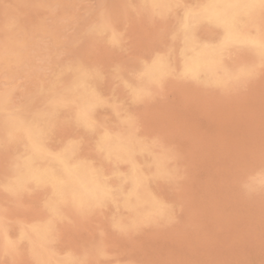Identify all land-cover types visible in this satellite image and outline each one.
<instances>
[{
    "label": "bare ground",
    "instance_id": "bare-ground-1",
    "mask_svg": "<svg viewBox=\"0 0 264 264\" xmlns=\"http://www.w3.org/2000/svg\"><path fill=\"white\" fill-rule=\"evenodd\" d=\"M51 1L60 5L64 13L66 6L75 1L79 9L85 7L82 0ZM89 2L85 13L76 12L78 21L74 27L75 40L88 45V63L56 59L38 88L45 102L42 108L22 107L11 101L10 91L0 92L2 126L7 133L8 156L12 162L0 180V199L17 202L20 197L33 196V201H37L34 212H28L31 215L33 212L31 218L27 216L30 220L19 221L15 230L10 232L7 224L0 220V253L26 249V253L34 255L40 264H81V259L74 253L55 257L49 251L59 224L68 212L84 215L107 210L106 222L112 229L136 223L151 226L166 216L165 202L154 188L174 175L167 165L170 147L164 142L162 149H153L151 136L139 128L134 112L137 102L150 97L168 82L186 83L192 89L226 92L249 81L264 65V0H135L131 6L110 8L107 0ZM134 8L145 10L150 21L167 20L168 24L156 49L123 66L113 62L116 58L114 49L122 46L121 27L132 18ZM9 27L19 29L23 26L14 21ZM28 40L32 42L33 36L19 35L14 42ZM5 53L9 56L12 52ZM259 116L262 117L261 113ZM37 196L41 198L37 200ZM161 230L157 232L162 234Z\"/></svg>",
    "mask_w": 264,
    "mask_h": 264
},
{
    "label": "rangeland",
    "instance_id": "rangeland-1",
    "mask_svg": "<svg viewBox=\"0 0 264 264\" xmlns=\"http://www.w3.org/2000/svg\"><path fill=\"white\" fill-rule=\"evenodd\" d=\"M134 1L107 0V3L110 8L123 5L131 6ZM76 3L75 1V3H71V6H66L67 9L64 13L61 11V6L51 0L48 3L45 0H0V92L10 91L13 103L35 109L44 106L45 102L38 88L44 77L50 72L56 59L88 63L86 56L88 45L81 40H75L74 27L78 21L76 12L85 13V7H88L90 2L82 0L81 4L85 7L80 9ZM14 21H18L19 25L23 27H19L20 30L16 27H9V23ZM167 24V20L150 21L145 10L134 8L132 18L125 21L121 27L122 46L114 49L116 58L113 62L126 66L137 58L146 57L150 51L157 48L159 37L167 29ZM130 26L132 28H129ZM54 27L56 28L54 29ZM19 35L33 36V40L32 42L29 40L20 43L14 42ZM40 42L43 44H39ZM6 51L12 53L7 56ZM263 68L264 65L261 66L256 76L254 75L247 81L248 83L226 90V92L192 89L186 83L168 82L161 89L158 88L150 97L137 102L134 112L140 123L139 128L151 136L153 149H162L164 142H167V146L170 147L167 165L173 170L174 175L170 179L162 180L154 188L155 193L165 202L166 216L151 226L150 224L136 223L112 229L106 222V218L109 217L107 210L101 209L95 213L84 215L68 212L59 224L58 230L62 231L57 230L54 240L49 245L50 253L55 257L74 253L81 259V264H264ZM113 84H117V81H113ZM210 95L213 96L210 97ZM215 95L220 99H217L218 97ZM231 99L233 100L231 101ZM227 105L232 108L228 109ZM260 113L262 117L259 116ZM231 132L232 137L230 136ZM260 145L261 147H259ZM9 147L0 112V180L12 163L8 156ZM181 184L182 189H180ZM193 190L196 191L193 192ZM32 198L34 197H20L17 202L0 199V220L7 224L6 227L10 232L15 230L19 221H28L32 217L37 205V201L35 199L33 201ZM35 198L39 200L41 197ZM30 211H33L32 215L28 213ZM179 216L182 217L179 218ZM159 229L161 232L163 231L162 234L157 232L160 231ZM205 230L207 231L204 232ZM61 245L63 247H60ZM25 250L15 249L7 253H0V264H40L34 255L26 253ZM155 259L157 262L154 261Z\"/></svg>",
    "mask_w": 264,
    "mask_h": 264
}]
</instances>
